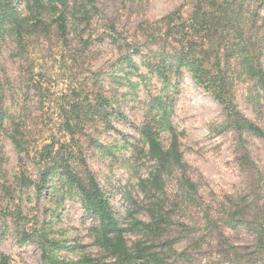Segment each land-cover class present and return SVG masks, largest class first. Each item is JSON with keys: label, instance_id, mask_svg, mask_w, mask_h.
I'll return each mask as SVG.
<instances>
[{"label": "rangeland", "instance_id": "374dc122", "mask_svg": "<svg viewBox=\"0 0 264 264\" xmlns=\"http://www.w3.org/2000/svg\"><path fill=\"white\" fill-rule=\"evenodd\" d=\"M74 1L76 8L84 2ZM216 1L230 9L227 23L222 22L213 32L221 47L235 46L226 40L228 31L241 29L248 37L264 36V0ZM193 4V0H86L82 15L68 16L64 42L54 27L47 31L44 26L22 38L0 36V101L6 115L15 119L30 149H35L63 135V119L74 116L75 105L83 117L75 137L121 223L129 203L142 202L137 179L145 177L153 166L150 162L132 164L130 145L142 146L138 129L150 99H171V119L187 165L185 175L196 184L195 199L201 206L193 208L194 216L186 215L187 229L172 225L182 237L174 249L184 255H170V264L222 260L226 245L250 255L257 241L246 222H252L253 214L264 213V140L228 127L221 105L193 83L186 67L166 73L168 81L163 83L145 65L146 58L159 63L177 45L172 33L166 36L175 22L169 23L165 16L178 11L181 19L187 20ZM20 12L23 14V9ZM48 19L49 15L42 17L46 25ZM226 53H232V47ZM261 61L264 65V44ZM225 68L237 110L264 131L262 94L245 79L235 58ZM102 98L111 106L103 105ZM101 105L107 116L100 113ZM9 133L7 119L0 128V252L10 258L9 264H44L41 243L55 241L57 246L47 249L60 259H77L82 253L102 257L89 233L97 219L85 213L77 196L55 191L39 195L32 187L20 185L22 169ZM160 138L167 147V134ZM23 163L35 179V167L25 158ZM181 178L179 171L166 176L170 197L178 191ZM232 200L243 205L247 215L244 225L228 226L221 219ZM203 205L214 216L208 225L197 219ZM137 217L148 221L142 210ZM242 219L239 216L237 221ZM27 234L32 235L30 241L21 242ZM249 261L253 263L255 258Z\"/></svg>", "mask_w": 264, "mask_h": 264}, {"label": "trees", "instance_id": "16d2710c", "mask_svg": "<svg viewBox=\"0 0 264 264\" xmlns=\"http://www.w3.org/2000/svg\"><path fill=\"white\" fill-rule=\"evenodd\" d=\"M73 1L0 0V36L10 34L22 38L24 33L44 26L47 31L54 27L58 38L64 42L67 40L68 16L75 13L82 15V10L86 11V0L80 3L81 11L76 8V1ZM193 1L192 13L187 20L181 19L178 11L165 16L164 19L169 23L175 22L166 36L172 33L177 45L172 47V54L161 58L159 63L146 58V67L150 72H155L163 83L168 81L166 73H176L181 67H186L193 83L221 105L229 121L228 127L250 132L264 140V131L237 110L232 95V81L225 68L230 59L235 58L245 79L251 81L264 99V65L261 61L264 36L248 37L241 29L228 31L226 40L232 41L235 46L223 44L225 47H221V41L214 40L213 32L222 22L227 23L229 5L218 4L216 0ZM22 9L23 14L20 12ZM44 15H49L47 25L42 20ZM229 22L231 24L232 20ZM231 47L232 53L227 54L226 49ZM127 61L132 63L129 58ZM101 100L103 105L111 106L108 99ZM170 100L162 96L150 99L148 113L138 129L142 146L130 145L129 161L132 164L150 162L153 166L145 177L137 179L136 186L143 194V200L129 203L131 205L126 210L124 223L118 220L108 197L86 163L79 139L75 137L83 118L75 105L72 106L74 116L65 115L63 119V135L60 138L52 137L48 142L30 149L19 125L14 118L6 115L0 101V128L5 120H10L8 139L19 156V167L22 169L18 178L20 185L32 187L39 195L43 191H55L64 196H77L85 213L97 219V224L89 229V233L93 245L103 254L102 257L94 258L90 253H82L77 259H60L51 255L47 249L57 246V243L46 241L41 243L44 264H106L107 261L109 264H170V255H184V252L178 253L174 249L182 237L179 232L172 230V225H181L187 229L186 215L194 216L193 208L201 205L195 199L196 184L185 175L187 165L180 150L179 134L172 123ZM103 108L101 105L100 113L107 116ZM162 133H166L169 138L167 147L161 142ZM24 158L35 167V179L29 176L23 163ZM173 171L181 172L182 178L177 181L178 191L170 197L166 176ZM240 203V200H232L227 205L225 217L221 218L225 225L237 227L245 224L247 215ZM201 209L197 219L204 222L202 224L212 223L214 216L208 206L203 205ZM141 210L145 212L148 221L137 217ZM239 216L243 218L240 222L237 221ZM251 218L252 222L248 220L246 224L257 241L255 250L248 255L226 245L222 247L224 258H213L209 264H264V213L253 214ZM136 236L139 237L133 239ZM31 238V234L24 235L21 242L30 241ZM250 257L255 258L253 263L249 261ZM9 261L10 258L0 252V264H9Z\"/></svg>", "mask_w": 264, "mask_h": 264}]
</instances>
